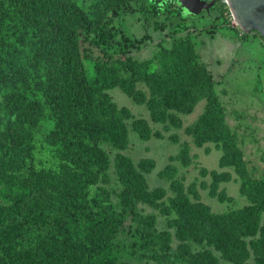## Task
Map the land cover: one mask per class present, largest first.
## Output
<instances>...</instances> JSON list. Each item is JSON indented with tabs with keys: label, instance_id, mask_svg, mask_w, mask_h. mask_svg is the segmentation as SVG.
<instances>
[{
	"label": "trees",
	"instance_id": "1",
	"mask_svg": "<svg viewBox=\"0 0 264 264\" xmlns=\"http://www.w3.org/2000/svg\"><path fill=\"white\" fill-rule=\"evenodd\" d=\"M126 13L136 15L147 30L166 23L177 27L197 16L178 0H123L101 15L77 0H0V93L5 113L0 115V151L6 156L0 169V241L12 235L17 243L36 241L67 217L84 219L105 230L97 243L69 264H120L143 261L147 256L153 229L139 202L154 204L160 189L149 191L133 163L121 157L116 164L123 201L108 203L118 211L108 214L88 204L103 198L105 192L96 190L95 182L111 178L103 145L123 147L129 138L127 110L118 109L104 88L120 84L141 100L132 80L139 70L130 59L119 65L117 60L92 56L93 47L130 49L150 38L148 32L141 38L132 37L115 24V18L122 23ZM86 60L94 64L86 67ZM172 60L181 64L176 56ZM162 69L158 80L170 73L166 64ZM207 95V110L192 132L200 141L223 139L217 98L209 91ZM148 104L154 117L160 118L164 110L155 98ZM193 105L187 102L184 106L190 110ZM43 119L53 123L45 141L58 158L55 170L38 167L34 161L33 144ZM134 124L140 136H150L143 120ZM27 162V177L11 172ZM221 163L236 164L244 178L242 191L256 203L214 214L203 204L172 199L179 214L175 224L181 234L190 237L183 263L223 264L213 252L206 255V250H193L190 242L205 240L234 264H264V177L251 176L234 149L223 155ZM214 176L217 182L226 174L214 172ZM5 248L10 254L11 248ZM13 262L14 258L0 255V264Z\"/></svg>",
	"mask_w": 264,
	"mask_h": 264
},
{
	"label": "rangeland",
	"instance_id": "2",
	"mask_svg": "<svg viewBox=\"0 0 264 264\" xmlns=\"http://www.w3.org/2000/svg\"><path fill=\"white\" fill-rule=\"evenodd\" d=\"M122 1L77 0L96 15ZM211 7L188 17L180 26L166 23L159 28L151 25L148 30L136 15L126 13L122 23L116 17L115 24L132 37L141 38L148 32L150 38L130 49L110 47L102 51L93 47L94 57L101 55L117 60L119 65L131 60L138 67L139 74L132 80L141 100L120 84L104 88L118 109L127 110L124 115L129 138L123 147L103 145L110 159L111 178L109 182L102 178L95 182L96 190L105 189V192L101 195L103 198L90 200L88 204L108 214L118 211L108 200L120 204L123 201V184L116 166L121 157L134 164L149 191L160 189L154 204L139 202V207L149 215L153 229L147 256L143 261L128 260L120 264H184L183 252L190 237L181 234L175 224L179 214L173 208L172 199L184 198L203 204L214 214L256 203L242 191L244 178L236 164H222L221 159L234 149L240 153L251 176L264 177V39L256 30L244 32L240 28L226 0H216ZM175 56L181 64H175L172 60ZM93 64L92 60L85 61L86 67ZM164 64L170 73L158 80L157 73L163 70ZM185 88V94L181 95L180 91ZM208 91L217 98L224 124L221 135L225 137L200 141L191 128L207 110ZM151 98L164 110L160 118L152 113L148 104ZM2 99L0 93L1 116L5 115ZM186 101L194 102L192 109H185ZM167 103L172 106L168 107ZM136 120L146 123L150 130L148 138L134 129ZM52 127L49 120L40 122L33 154L38 167L55 170L58 158L45 141ZM5 160L6 156L0 151V169ZM11 172L27 177L28 162ZM214 172L226 176L216 182ZM104 234V229L84 219L63 217L36 241L23 244L17 243L14 235L1 238L0 255L14 258L13 264H69ZM190 244L195 251L206 250V255L213 252L223 264H234L225 260L212 243L204 240ZM5 247L11 248L10 254L5 253Z\"/></svg>",
	"mask_w": 264,
	"mask_h": 264
},
{
	"label": "water",
	"instance_id": "3",
	"mask_svg": "<svg viewBox=\"0 0 264 264\" xmlns=\"http://www.w3.org/2000/svg\"><path fill=\"white\" fill-rule=\"evenodd\" d=\"M195 13L209 9L216 0H178ZM231 14L244 32L258 31L264 38V0H226Z\"/></svg>",
	"mask_w": 264,
	"mask_h": 264
},
{
	"label": "built area",
	"instance_id": "4",
	"mask_svg": "<svg viewBox=\"0 0 264 264\" xmlns=\"http://www.w3.org/2000/svg\"><path fill=\"white\" fill-rule=\"evenodd\" d=\"M233 16V15H232ZM234 20H235V18H234ZM236 21V20H235Z\"/></svg>",
	"mask_w": 264,
	"mask_h": 264
}]
</instances>
